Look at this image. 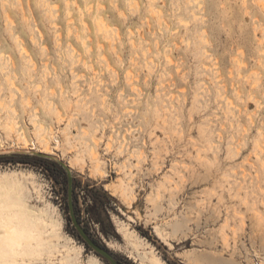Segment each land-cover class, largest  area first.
Returning <instances> with one entry per match:
<instances>
[{"label": "rangeland", "instance_id": "rangeland-1", "mask_svg": "<svg viewBox=\"0 0 264 264\" xmlns=\"http://www.w3.org/2000/svg\"><path fill=\"white\" fill-rule=\"evenodd\" d=\"M263 2L0 0V264H264Z\"/></svg>", "mask_w": 264, "mask_h": 264}, {"label": "bare ground", "instance_id": "bare-ground-1", "mask_svg": "<svg viewBox=\"0 0 264 264\" xmlns=\"http://www.w3.org/2000/svg\"><path fill=\"white\" fill-rule=\"evenodd\" d=\"M42 1H46V0H42ZM195 1V0H194ZM197 1V0H196ZM68 2V1H67ZM257 2V1H256ZM259 2V1H258ZM262 2H263V0H262ZM260 3L261 2H259V5H260ZM264 3V2H263ZM262 3V4H263ZM68 4V3H67ZM92 4H90V6H91ZM68 6V5H67ZM263 7V6H262ZM89 11V10H88ZM160 12H161V10H160ZM155 14V13H154ZM69 20H72V18L71 19H69ZM68 21V20H67ZM95 22H96V24H95V29H96V31H101V30H105V29H107V24L104 22V20L101 18V17H99V16H95ZM183 22V21H182ZM83 24H85L86 25V23L85 22H83ZM89 30V29H88ZM130 30V29H129ZM69 31H70V28H69ZM206 32V31H205ZM117 34V33H116ZM90 38V37H89ZM82 42L85 44V46L86 47H88L87 45H86V42H85V40L83 39L82 40ZM99 43V42H98ZM189 43V42H188ZM24 48V47H23ZM28 51V50H27ZM240 51V50H239ZM101 57H104V55H102ZM105 58V57H104ZM169 60H170V58H169ZM170 61H172V60H170ZM169 61V62H170ZM239 62V61H238ZM242 65V64H241ZM246 66V65H245ZM240 67V66H239ZM129 70V69H128ZM130 71V70H129ZM127 72V75H128V73H130V72ZM256 72V71H255ZM229 75H231V74H229ZM256 75V74H255ZM219 78V77H218ZM218 78H216V79H218ZM132 80V79H131ZM250 81V80H249ZM260 81V80H259ZM256 83H253L252 84V86H254ZM136 86V85H135ZM237 92H238V90H237ZM239 93V92H238ZM173 95V94H172ZM227 99H228V97H227ZM228 100H230V102H231V99H228ZM25 101H27V100H25ZM67 103V102H66ZM232 103V102H231ZM232 105V104H231ZM52 106V105H51ZM71 107V106H70ZM4 121V120H3ZM10 123H11V121H9ZM9 122L6 124V123H4V124H6V126H8V127H12V126H10L9 125ZM37 124H35V126H36ZM4 126V125H3ZM38 126V125H37ZM40 126V125H39ZM7 127V128H8ZM14 127V126H13ZM3 128V127H2ZM6 128V129H7ZM38 128L39 127H37V130H38ZM13 129V128H12ZM35 130H36V127L34 128ZM33 129V130H34ZM39 129H41V128H39ZM244 129H245V127H244ZM24 130V129H23ZM7 131V130H6ZM41 132V131H40ZM39 131H38V133L40 134V137H41V133H40ZM23 133H25V132H23ZM35 133H37V132H35ZM221 134V133H220ZM37 136H38V134H36ZM179 135V134H178ZM22 136H24L23 138H24V140L23 141H25L26 142V146H29L30 148H34L35 150H38V149H43V151L45 152V153H55V151L52 149V146H51V144H50V140L48 139H45V137H41V138H39V136H38V138L40 139L39 140V143H40V141L42 142V146L40 145V144H37V143H35L34 141H32V140H30L29 138H27L26 137V134H24V135H22ZM43 136V135H42ZM37 138V139H38ZM19 139V138H18ZM56 140H58L57 138H56ZM18 143V142H17ZM110 145V144H109ZM30 150V149H29ZM97 152L95 151V150H92V154H93V158H94V160H95V164H94V166H95V168L96 169H100V165H101V163H100V159L98 158V155L96 154ZM213 175V174H212ZM0 236H1V242H0V245L2 244H10V245H12V244H14V243H16V240L15 241H13V239L15 238V236H17V231H16V229H14V227H13V224L12 223H5V222H1V220H0ZM10 242V243H9ZM32 242H33V240L32 239H27L26 240V243L27 244H32ZM50 256L51 257H54V254H52V253H50ZM50 261H52V259H50ZM14 264H18L17 262H15ZM56 264V263H55ZM60 264H65V260L63 259V260H61V262H60ZM76 264H80V263H76Z\"/></svg>", "mask_w": 264, "mask_h": 264}, {"label": "trees", "instance_id": "trees-1", "mask_svg": "<svg viewBox=\"0 0 264 264\" xmlns=\"http://www.w3.org/2000/svg\"><path fill=\"white\" fill-rule=\"evenodd\" d=\"M19 157L21 160L19 159V160H12V161L14 163L19 161V162L34 165L40 168L45 174L51 176L52 178H54L60 172L63 174L64 179L66 180V183H69V175L66 169L61 165V163L55 160H50V159L44 158L42 156H37V155H23V156L21 155Z\"/></svg>", "mask_w": 264, "mask_h": 264}, {"label": "water", "instance_id": "water-1", "mask_svg": "<svg viewBox=\"0 0 264 264\" xmlns=\"http://www.w3.org/2000/svg\"><path fill=\"white\" fill-rule=\"evenodd\" d=\"M72 176L69 174V208H70V215L72 217L73 223L75 224V227L77 228L79 234L81 237L91 246L93 249H95L99 254H101L103 257L108 259L112 262V264H119L114 257L111 255L110 252H108L105 248L97 244L90 236L87 234V232L82 228V226L77 221L75 214H74V207L72 202Z\"/></svg>", "mask_w": 264, "mask_h": 264}, {"label": "snow or ice", "instance_id": "snow-or-ice-1", "mask_svg": "<svg viewBox=\"0 0 264 264\" xmlns=\"http://www.w3.org/2000/svg\"><path fill=\"white\" fill-rule=\"evenodd\" d=\"M11 211L10 208L5 207L3 203H0V217L4 216L5 214ZM89 264H93V262L89 261Z\"/></svg>", "mask_w": 264, "mask_h": 264}]
</instances>
